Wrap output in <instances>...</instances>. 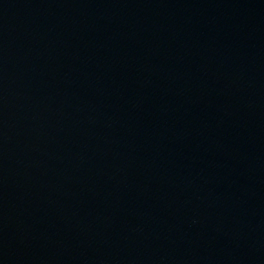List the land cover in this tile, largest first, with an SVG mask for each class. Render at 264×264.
I'll return each instance as SVG.
<instances>
[{"label":"water","instance_id":"1","mask_svg":"<svg viewBox=\"0 0 264 264\" xmlns=\"http://www.w3.org/2000/svg\"><path fill=\"white\" fill-rule=\"evenodd\" d=\"M0 264H264V0H0Z\"/></svg>","mask_w":264,"mask_h":264}]
</instances>
